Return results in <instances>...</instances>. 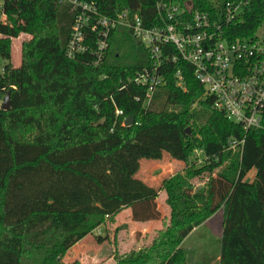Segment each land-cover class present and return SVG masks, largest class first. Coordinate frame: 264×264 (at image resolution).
I'll return each mask as SVG.
<instances>
[{"label": "trees", "instance_id": "1", "mask_svg": "<svg viewBox=\"0 0 264 264\" xmlns=\"http://www.w3.org/2000/svg\"><path fill=\"white\" fill-rule=\"evenodd\" d=\"M100 16L131 9L155 17L157 3L191 4L214 14L225 0H75ZM81 8L60 0H0V264H62L67 252L130 209L133 222L159 220L160 190L167 195L169 223L152 244L115 264H199L181 247L199 225L223 211L220 264H264V130L243 128L204 99V88L186 63H168L165 85L144 107L146 88L132 82L152 67L148 51L128 30L108 39L104 61L91 50L76 60L66 51ZM264 25V0L246 9L233 29L250 37ZM27 34L21 65L12 64V40ZM94 40V39H93ZM181 70L185 90L177 86ZM122 89L123 87H125ZM123 115L117 116L116 110ZM128 117L135 124L125 127ZM190 128V131L187 130ZM244 145L228 151L232 142ZM204 163L197 164L196 151ZM168 155L187 166L161 189L136 178L141 161ZM234 162L233 177L224 174ZM219 175V187L192 195V179ZM255 170V180L247 182ZM219 197L220 199H218Z\"/></svg>", "mask_w": 264, "mask_h": 264}, {"label": "built area", "instance_id": "2", "mask_svg": "<svg viewBox=\"0 0 264 264\" xmlns=\"http://www.w3.org/2000/svg\"><path fill=\"white\" fill-rule=\"evenodd\" d=\"M254 1L215 3L218 11L214 14L194 10L191 4L157 3L155 17L149 19L131 9L114 17L100 16L94 5L60 0V4L72 3L82 11L75 19L66 54L76 60L94 44L93 65L98 66L105 59L110 34L117 29L128 30L152 60L151 68L129 80L146 88V98H136V102L144 107L150 104L165 85L161 71L168 63H186L204 88V99H212L228 120L240 125L246 134L252 129L264 130V37L258 35L264 25L250 37L235 38L233 32ZM175 78L177 86L185 90L181 70ZM116 115L122 116L123 111L117 109ZM244 142H232L228 151L238 152ZM195 158L204 163L202 151H196Z\"/></svg>", "mask_w": 264, "mask_h": 264}, {"label": "rangeland", "instance_id": "3", "mask_svg": "<svg viewBox=\"0 0 264 264\" xmlns=\"http://www.w3.org/2000/svg\"><path fill=\"white\" fill-rule=\"evenodd\" d=\"M258 35L264 37V26ZM31 37L22 34L18 39L12 40V64L14 68L21 65V46ZM7 61L0 57V75ZM4 99L0 104H4ZM190 130V128H189ZM231 152L236 153L231 150ZM203 160V158H201ZM203 163L194 166L201 167ZM223 172L229 179L233 177L234 162L226 161ZM187 166L182 162L173 160L165 155L160 162L141 161V169L136 178L144 181L151 187L161 189L166 180L183 174ZM220 170L211 175H203L192 179V195L209 190L211 186L219 187ZM255 180V170L251 171L247 182ZM167 195L165 190H160L157 200L162 213L161 219L148 223L146 226L138 225L131 220V212L127 209L118 214L114 220L95 230L81 242L71 248L62 259V264H115L116 254L125 256L132 251H140L148 248L158 233L164 229L170 220V210L165 204ZM220 199L219 197H217ZM223 233V211H218L210 220L202 223L183 240L181 247L187 252L188 257L193 255L199 264H220L221 243Z\"/></svg>", "mask_w": 264, "mask_h": 264}, {"label": "water", "instance_id": "4", "mask_svg": "<svg viewBox=\"0 0 264 264\" xmlns=\"http://www.w3.org/2000/svg\"><path fill=\"white\" fill-rule=\"evenodd\" d=\"M11 109V100H10V94H8L4 100V104L2 106V110L4 111H8ZM135 124V120L132 117H128L125 122H124V126L125 127H130L133 126ZM190 130L188 129L187 132H189Z\"/></svg>", "mask_w": 264, "mask_h": 264}, {"label": "crops", "instance_id": "5", "mask_svg": "<svg viewBox=\"0 0 264 264\" xmlns=\"http://www.w3.org/2000/svg\"><path fill=\"white\" fill-rule=\"evenodd\" d=\"M19 67V66H18ZM166 194V193H165ZM166 201V200H165ZM158 204V203H157ZM158 209L160 210V208H159V205H158ZM127 210H129L130 211V209H127ZM131 212V211H130ZM160 212H161V210H160ZM131 220H132V218H131ZM155 221H157V220H155ZM133 222V221H132ZM151 222H154V221H149V222H146V223H137V222H134V223H136V224H138V225H144V226H146L148 223H151Z\"/></svg>", "mask_w": 264, "mask_h": 264}]
</instances>
